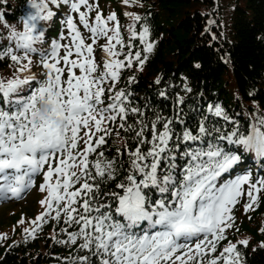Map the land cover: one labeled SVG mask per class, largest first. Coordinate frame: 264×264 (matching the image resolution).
<instances>
[{"label": "snow or ice", "instance_id": "snow-or-ice-1", "mask_svg": "<svg viewBox=\"0 0 264 264\" xmlns=\"http://www.w3.org/2000/svg\"><path fill=\"white\" fill-rule=\"evenodd\" d=\"M61 5L69 8L62 21L67 35L62 31L48 44L45 25ZM27 8L20 30L0 12V25L8 29L6 36L0 33V41H7L0 43V61L14 67L11 76L0 77V199L21 197L37 175L47 193L40 201L45 211L25 233L35 238L37 221L50 217L59 223L63 217L67 238L53 239L76 246L68 264H242L238 245L246 247L247 239L211 254L234 226L232 211L240 198L247 197V212L264 192V169L255 179L250 170L233 175L253 157L264 165V113L258 110L242 125L219 104H209L194 127L179 115L145 121L131 93L116 87L122 70L135 63L142 71L155 48L150 27L136 29L141 16L125 13L133 21L125 44L117 14L104 17L89 0H27ZM100 38L106 43L99 46L98 64L94 45ZM132 39L141 50H131ZM183 103L178 97L177 104ZM129 116L139 118L129 124ZM210 116L231 129L217 127ZM114 127L118 137L121 129L133 133L134 146L117 149L118 156H127L126 175L102 192L101 184L118 175L116 161L98 151Z\"/></svg>", "mask_w": 264, "mask_h": 264}, {"label": "trees", "instance_id": "trees-1", "mask_svg": "<svg viewBox=\"0 0 264 264\" xmlns=\"http://www.w3.org/2000/svg\"><path fill=\"white\" fill-rule=\"evenodd\" d=\"M16 1L24 0H0V12H4L8 22L20 30L22 23L16 20L19 7H12ZM143 1L147 3L139 13L142 19L137 22L136 29L140 31L146 23L155 48L146 54L148 60L142 71L137 68L125 71L119 88L131 93L132 106L142 109L145 121L153 120L156 115L173 119L179 115L187 126L194 127L209 104L223 106L229 103V89L223 80L227 72L233 73L238 88L237 104L228 108L230 117L243 125L258 110L264 113V0H243V3L230 0L231 23L227 34H223L222 17L219 15L226 8L223 4L226 0ZM10 8L12 11L9 12ZM132 23L125 27L128 29ZM126 33L122 32L123 35ZM137 47L138 50L143 47L139 41ZM8 63L9 60L0 61V70ZM131 76L136 77L135 82H129ZM186 87L191 88V92L186 91ZM161 92L165 95H160ZM178 97H183V104H177ZM246 107L252 110L251 113H245ZM138 118L129 116L128 123L133 124ZM209 119L221 127V122L211 119V116ZM176 127L179 130L180 125L176 124ZM121 132L128 141L127 145L133 147V133H125L122 129ZM104 149L107 150L105 157L116 161L118 175L115 181L105 180L101 184L102 192L114 189L127 169L126 155L118 156L117 149H112L110 143ZM259 204L262 211L264 196ZM243 228L264 242V232L251 229L247 220ZM238 250L242 253V264H264V247L253 250L238 245ZM220 251L219 245L217 252L211 255H219ZM50 252L29 261L18 252L2 256L0 251V264H68L66 258L76 255L67 253L65 246L56 242Z\"/></svg>", "mask_w": 264, "mask_h": 264}, {"label": "rangeland", "instance_id": "rangeland-1", "mask_svg": "<svg viewBox=\"0 0 264 264\" xmlns=\"http://www.w3.org/2000/svg\"><path fill=\"white\" fill-rule=\"evenodd\" d=\"M241 3H243V0H239ZM238 1V2H239ZM109 4L114 3L113 0H107ZM230 0H226V11L223 14V19H222V27H223V32L225 34L230 32V21H229V16H230V7H228ZM239 2V3H240ZM142 3H139L135 5V7H140ZM53 9H56L55 7ZM0 29L3 30L5 35H7L8 29L4 28L2 25H0ZM86 43H92L91 39H88ZM106 43V38L103 42L100 43V45H103ZM101 51V49H100ZM101 54L103 55L102 51ZM102 58V57H101ZM14 69L10 68L7 70H4L2 73H0V77H9L11 76L12 72ZM224 83L227 85L229 89V102L231 104L236 103V97L238 93V88H237V82L236 79L233 75V73L227 72L223 76ZM110 139L116 138L117 135H114L112 133L111 136H109ZM37 189L35 188L33 191V194L28 198L27 202H21V201H13V202H8V203H2L0 204V236H6L5 239L0 240L2 244H6V246L10 243L11 240L17 239L20 236H22L25 233V229L31 230L35 225L32 224V221L36 220V217L40 215L41 211L39 210L40 206L38 204V198H37ZM264 196V192L260 194L259 197V203L261 200V197ZM45 195L41 197L40 200H43ZM258 206H253V210H249V216H254L257 217L263 216L264 215V209L262 211H259V204ZM261 206V205H260ZM23 220V223H20V221ZM257 222L261 223V226L264 224V218H260L257 220ZM38 223V221H37ZM247 239L249 241L248 245H251L253 248H256L257 246L260 245V241H254L252 233L248 234V237H242L239 238V240H244ZM236 241V242H237ZM232 242V243H236ZM39 247H35L32 250V253H36L38 251Z\"/></svg>", "mask_w": 264, "mask_h": 264}]
</instances>
